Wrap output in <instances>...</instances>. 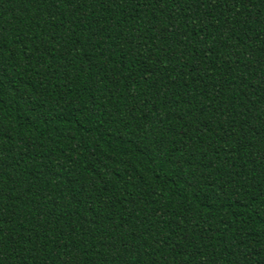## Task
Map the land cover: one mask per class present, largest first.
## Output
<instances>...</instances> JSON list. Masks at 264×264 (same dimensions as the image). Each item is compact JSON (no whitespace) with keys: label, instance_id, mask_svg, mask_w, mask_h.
<instances>
[{"label":"trees","instance_id":"1","mask_svg":"<svg viewBox=\"0 0 264 264\" xmlns=\"http://www.w3.org/2000/svg\"><path fill=\"white\" fill-rule=\"evenodd\" d=\"M0 264H264V0H0Z\"/></svg>","mask_w":264,"mask_h":264}]
</instances>
